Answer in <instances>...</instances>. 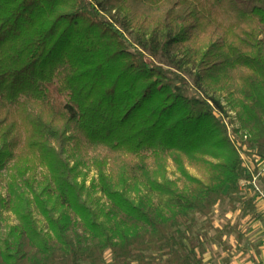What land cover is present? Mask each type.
Here are the masks:
<instances>
[{"label":"trees","instance_id":"16d2710c","mask_svg":"<svg viewBox=\"0 0 264 264\" xmlns=\"http://www.w3.org/2000/svg\"><path fill=\"white\" fill-rule=\"evenodd\" d=\"M132 1L170 8L152 27ZM238 71L233 117L205 87ZM85 159L104 206H94ZM258 161L264 0H0V171L18 174L0 211L19 222L0 264H207L211 231L228 252L226 237L236 249L245 241L239 222L216 225L218 205L258 218L255 196L240 190ZM76 224L84 240L71 236Z\"/></svg>","mask_w":264,"mask_h":264},{"label":"rangeland","instance_id":"374dc122","mask_svg":"<svg viewBox=\"0 0 264 264\" xmlns=\"http://www.w3.org/2000/svg\"><path fill=\"white\" fill-rule=\"evenodd\" d=\"M131 9L138 14L140 19L148 21L152 27H156L158 24L163 22L166 18V12L169 10L170 6L162 5L160 7H150L139 1H132ZM205 39L203 42H207ZM240 72L231 73V79L228 82H221L220 85H207L205 88L209 94L215 95L221 98L223 105L227 108L229 113L236 117L240 113L239 102L241 100V94L239 92L240 87ZM206 85V84H205ZM86 161L81 166L82 172L87 177L86 185L90 188V196L94 201V206H104L107 204V200L103 194L99 193L97 190L93 189V185L97 184L98 175L90 159H85ZM251 166V164H248ZM252 172L253 167H249ZM190 172L194 176L203 178V175L194 169H190ZM37 175L34 177V187L40 189V183H42L47 175L45 169L39 168L37 170ZM18 176L15 167L9 164L5 169L0 171V199H6L9 195V188L12 182V177ZM169 178L176 181L177 184L182 188L183 182L180 176L176 173V169L170 163L169 165ZM262 176L259 179L261 186L264 188V181H262ZM21 189H24L28 196L31 198L32 195L29 192L27 186L20 182ZM18 189V188H17ZM19 190V189H18ZM251 187H247L244 191H241L244 195L251 194ZM140 194L144 197L150 196L146 189L141 188ZM136 197V194H134ZM251 196V195H250ZM32 211L41 229H46V223L43 217L37 211L35 204L31 205ZM258 218L255 221H250L247 219H241L239 212H231L227 204H220L216 207L214 212V219L217 226L226 224L227 222H239L241 230L245 235V241L240 245L239 249H236L237 241L233 237H226V243L228 247H232L234 250L228 252L213 240L214 232L211 231L207 236H204V247H205V261L207 264H254L255 254L260 251V247L264 245V217L257 210ZM19 222L17 217L11 211L2 210L0 211V249L2 247L3 241L9 234L10 228L17 225ZM204 222H202L197 230L200 234L204 231ZM78 234L81 240L85 239V234L80 225H75L71 233L72 237Z\"/></svg>","mask_w":264,"mask_h":264},{"label":"built area","instance_id":"2783aa9c","mask_svg":"<svg viewBox=\"0 0 264 264\" xmlns=\"http://www.w3.org/2000/svg\"><path fill=\"white\" fill-rule=\"evenodd\" d=\"M262 174H253V178L249 181H242L240 183V190L244 191L247 187H251V194L256 198L257 210L264 217V188L261 186L259 179Z\"/></svg>","mask_w":264,"mask_h":264},{"label":"crops","instance_id":"0c3cea01","mask_svg":"<svg viewBox=\"0 0 264 264\" xmlns=\"http://www.w3.org/2000/svg\"><path fill=\"white\" fill-rule=\"evenodd\" d=\"M257 170L262 174V181H264V162L262 161H258L257 162ZM250 196V195H248ZM250 221H255V220H251ZM255 263L254 264H264V245L262 247H260V251H258L255 254Z\"/></svg>","mask_w":264,"mask_h":264}]
</instances>
